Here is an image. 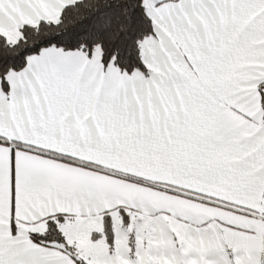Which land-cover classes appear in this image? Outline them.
<instances>
[{
	"label": "snow or ice",
	"instance_id": "snow-or-ice-1",
	"mask_svg": "<svg viewBox=\"0 0 264 264\" xmlns=\"http://www.w3.org/2000/svg\"><path fill=\"white\" fill-rule=\"evenodd\" d=\"M0 264H264V0H0Z\"/></svg>",
	"mask_w": 264,
	"mask_h": 264
}]
</instances>
